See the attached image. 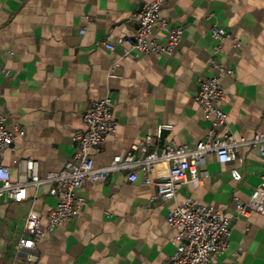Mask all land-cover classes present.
Segmentation results:
<instances>
[{
	"label": "crops",
	"instance_id": "crops-1",
	"mask_svg": "<svg viewBox=\"0 0 264 264\" xmlns=\"http://www.w3.org/2000/svg\"><path fill=\"white\" fill-rule=\"evenodd\" d=\"M148 1L0 0V110L9 117L8 129L24 130L16 133L14 148L3 151L13 180L18 158L37 160L42 175L59 171L74 156V136L86 128L84 114L95 99L109 97L118 122L94 154L97 167L126 154L134 142L155 139L161 124L170 127L160 146L175 140L194 147L206 140L213 117L196 95L200 82L217 72L213 25L241 42L226 40L215 55L233 69L221 79L226 99L217 106L227 123L219 135L264 133V0H165L161 15L168 27L159 30L160 41L169 27L184 29L172 54L107 48V42L134 36L136 14ZM205 168L199 186L186 181L166 201L154 199L157 186L143 171L135 181L128 178L131 169L87 179L78 191L85 198L81 215L43 236L36 262L27 261L16 244L30 208L41 212L45 228L59 196L50 184L29 186L26 200L0 204V264H169L177 229L167 217L186 198L232 219L227 251L204 264H264V212L237 214V199L247 201L264 180V154L241 147L236 159L221 162L209 153Z\"/></svg>",
	"mask_w": 264,
	"mask_h": 264
},
{
	"label": "built area",
	"instance_id": "built-area-1",
	"mask_svg": "<svg viewBox=\"0 0 264 264\" xmlns=\"http://www.w3.org/2000/svg\"><path fill=\"white\" fill-rule=\"evenodd\" d=\"M164 3L165 0L145 2L136 14L138 27L134 36L119 37L107 42L106 47L114 49L120 46L124 54L133 51L172 54L182 40L184 29L182 26L169 27L166 41H160L157 36L159 30L168 27V20L161 15ZM84 31L85 28H82ZM212 36L216 40L212 61L217 72L200 82L196 95L202 109L213 117L212 128L208 138L199 141L194 147L181 145L175 140L160 146L163 131L170 127L169 124H161L155 139L148 137L134 142L126 154L115 155L106 166H95L94 154L101 150L118 125L111 100L105 97L92 101L90 109L84 114L86 128L78 130L74 136L77 141L76 152L59 171L42 175L37 160L18 158L15 159L19 168L18 178L13 180L9 166L3 163V151L13 149L16 133L23 134L24 130L17 128L13 132L8 129L9 117L0 110V204L9 200H26L28 187L32 185L50 184V192L59 196L58 203L47 214L45 228L40 225L41 212L34 207L28 211L24 231L16 244L17 250L24 253L27 261L36 262L39 259L37 245L46 233L81 215L85 198L78 191L87 179L98 180L114 171L131 169L128 178L135 181L138 173L143 171L148 174L147 181H153L157 186L154 199L166 201L176 196L184 182L190 181L195 186L203 182L208 175L205 165L209 153H216L221 162L236 159L241 147L259 149L264 154V133L241 139L230 132L219 135V129L227 123V113L217 106L226 99L221 79L224 75L232 74L233 69L216 61L215 55L221 50L224 41L233 40L237 46L241 42L225 27L218 25L212 26ZM150 145L153 149H149ZM136 151H139L140 156L135 157ZM163 167L166 168L165 173L159 171ZM232 173L235 178H242L237 168ZM253 210L264 212V180L253 189L247 201L237 199L238 216H249ZM167 218L177 229L174 237L176 251L169 264H204L227 251L232 235V219L215 206L186 198L169 212Z\"/></svg>",
	"mask_w": 264,
	"mask_h": 264
}]
</instances>
